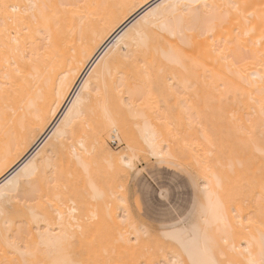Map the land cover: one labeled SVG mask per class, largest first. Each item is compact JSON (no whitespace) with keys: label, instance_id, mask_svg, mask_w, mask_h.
I'll return each instance as SVG.
<instances>
[{"label":"snow or ice","instance_id":"1","mask_svg":"<svg viewBox=\"0 0 264 264\" xmlns=\"http://www.w3.org/2000/svg\"><path fill=\"white\" fill-rule=\"evenodd\" d=\"M101 7L107 6L72 0L0 3V135H10L16 114L14 97L20 89L29 80L41 76L50 80V54L56 51L65 27L71 25L67 30L73 31L78 26L83 32L93 19V10ZM119 7L131 10L136 5ZM161 8L171 10L164 25L169 35L179 36L188 48H199L197 57L174 50L170 63L183 67L187 61L200 65L201 59H206L208 63L222 65L233 78L205 81L203 97L198 85L184 81V94L179 98L182 112L190 121L193 117L200 118V103L207 109L219 106L220 111L227 105L240 103L249 113L258 112L261 117L258 126L253 124L251 115L242 119L237 113L232 114L237 143L245 153H250L248 159H241L235 152L227 159H213V151L207 152L206 158L196 157V167L211 177L215 187L210 191L205 183V202H200L198 196L185 215V210L173 198L172 183L157 169L156 163H146L140 169L141 187L130 198L124 194L123 185L113 189L109 183L113 179L111 174L116 172L114 161L106 160L107 171L100 169L95 146L89 151L83 135L79 141L68 140L72 160L87 175L84 198L78 203L74 196L66 195L72 175L64 171L58 153L49 156L44 165L33 157L18 171L12 168L28 143L18 141L15 152L8 149L0 155V175L4 177L0 187V264H133L123 259L129 253L141 254L139 264H182L165 256L171 254L169 244L182 246V230L153 231L147 222L140 220L145 208L156 218L182 217L177 224L187 223L199 214L204 244L199 254L189 253V264H264V0L255 5L242 0H176L150 7L133 25L141 38L135 53L125 54L123 64L114 70L109 67L103 80L93 83L90 78L86 82L73 109L69 110L79 107L76 120L66 118L68 127L56 135L74 136L77 122L85 129L90 128L85 105L94 99L102 104L105 118L112 120L110 101L114 90L123 108L153 128L152 140L143 156L150 161L155 157L161 165L166 163L169 168L186 171L194 184L203 182L193 171L192 162L185 163L172 151L165 138V133L170 135L172 131L171 113H161L156 107L155 81L164 69L154 70L147 56L151 30L155 27L151 21ZM109 79L113 81L111 85ZM209 144L215 148L211 140ZM129 148L132 157L121 159L119 176L133 168L141 152L132 145ZM220 169L233 175L237 169H247L251 179L245 182L243 191L238 184L228 187ZM257 184L258 197L255 196ZM250 203L252 207H248ZM254 224L258 225V239L249 235L247 246L237 248L232 238L238 230L251 229ZM53 229H58L55 235L59 238L55 250L48 242ZM86 241L89 251L85 256L81 249Z\"/></svg>","mask_w":264,"mask_h":264},{"label":"bare ground","instance_id":"2","mask_svg":"<svg viewBox=\"0 0 264 264\" xmlns=\"http://www.w3.org/2000/svg\"><path fill=\"white\" fill-rule=\"evenodd\" d=\"M28 2L29 0H0V3L3 4H26ZM51 2L59 3L60 0H51ZM72 2L106 5L107 7L93 10V19L83 32L79 31L78 26L77 29L68 31L67 29L71 25L66 26L63 38L56 45V51L50 54L51 59L48 64L50 80L44 76L37 80H29L27 86L22 87L19 94L14 97L15 119L11 123L10 135H0V155H3L8 149L15 152V145L18 141H28L12 165V168L17 171L33 157H37L38 164L44 165L53 153H59L63 147L68 148V140L79 141L82 135L85 137L86 147L89 151L95 146L96 151L108 152V148L104 146L102 127L99 121H93L92 118L95 115L97 118L106 119L102 104L95 99L90 105H85L90 128L85 129L77 122L74 136L62 138L56 133L58 131L62 133L68 127L67 121L76 120V112L79 111V107L72 112L69 110L73 109L86 82L90 78L93 83L97 79L103 80L109 67L114 70L117 65L123 64L125 54L135 53L141 38L138 32L133 29V25L145 12L150 10V7L156 8L157 5L172 4L176 0H72ZM242 2L255 5L260 4L261 0H242ZM133 4L136 7L131 10L127 7H119L120 5ZM170 13V9L161 8L151 21L155 27L151 30L152 40L147 56L148 61L155 57V65L163 68L173 66L176 70L181 68L183 70L181 71L184 72L183 75H187V79L184 81L188 80L194 85H198L199 92L200 90L205 92V81H211L213 78H216L217 82L220 78L231 81L233 78L228 75L222 65L208 63L206 59H201L200 65H193L191 61H187L184 67L170 63L171 57L175 55L174 50H179L191 57H197L199 54V48H188L182 43L179 36L173 38L165 30L164 25L168 21ZM153 31L158 33H153ZM184 81L181 80L182 85ZM109 83L111 85L113 81L109 79ZM113 95L115 96L113 100L111 99L110 108L114 112V117L112 120H106L113 124L115 129L117 127L124 129L126 126L129 133L127 123L118 107L120 98L114 90ZM199 105H203V103ZM139 130L143 141L148 145L152 140L153 130L145 124L141 125ZM115 132L119 137L117 130ZM46 144L47 148L44 150L43 147ZM104 153L106 154V152ZM3 179L4 177L0 175V187H2ZM205 195L204 193L203 202H205ZM56 231L58 229H53L52 234L48 237V242L53 250L59 243V238L55 235ZM254 231L251 230L248 235H243L244 243L235 244L234 237L231 242L237 248L246 247L249 235H254L258 239L257 228ZM88 240L90 241L89 238ZM203 244L204 234L200 226L195 227L188 236L182 234V246L186 252L192 255L199 254ZM84 246L83 255L86 256L89 251L87 241Z\"/></svg>","mask_w":264,"mask_h":264},{"label":"rangeland","instance_id":"3","mask_svg":"<svg viewBox=\"0 0 264 264\" xmlns=\"http://www.w3.org/2000/svg\"><path fill=\"white\" fill-rule=\"evenodd\" d=\"M153 33H158L153 31ZM148 63L153 67L154 70H159L163 67L155 65L156 58L152 57L149 59ZM180 67V66H179ZM184 67V66H183ZM164 72L155 81V94L158 96L156 107L161 113L170 112L173 119V126L171 134L165 133V138L168 141L169 146L172 151L177 153L182 157L185 163L192 162L193 171L198 173V180L203 181L198 184L193 183V178L186 171H181L176 168H169L167 164H159L156 162V158L153 157L151 161L147 156H143V152L147 151V144L143 141L139 127L144 125L143 121L136 120L131 113L128 112L126 108H123L119 104V110L122 117L128 126V131L126 126L123 128L115 127L110 124L106 119L102 117H95L93 115V121H99L100 126L104 132V146L108 148L107 151H96L97 162L100 169L107 171L108 164L106 160L111 159L116 164V172L112 173L113 179L109 182L112 188L115 189L118 185H123L125 189V195L134 198L133 194L137 193V189L141 187V175H138L140 169L145 167L146 163H156V167L162 174L172 183L175 191L173 192V198L180 204L181 209L185 210V215H187V210L192 208L193 202L197 200L199 196L200 202L203 203L204 187L207 183L211 190L215 187V182L211 177H206L200 169H198L194 163L196 157L206 158V153L213 151L215 153V158L227 159L233 152L238 154L241 159H248L250 153H245L237 143V134L235 130V125L233 123L232 114L237 113L240 118L244 119L248 115L252 116L253 124L259 125L260 115L259 113H249L247 107L242 108L240 103H234L232 105H227L220 111L219 106H214L211 109H207L206 106L199 105L201 109L200 118L197 119L193 117L190 121L189 117L182 112V106L179 104V98L184 94V88L181 80L187 79V75H183L184 72L180 68L176 70L173 66L169 68H163ZM182 70V71H181ZM118 83V81H116ZM202 97L206 94L201 92ZM115 95L112 94L111 99L113 100ZM111 102V101H110ZM247 105V101H243ZM150 127V126H149ZM159 127V125H157ZM150 129L153 130L152 127ZM117 130L119 137L116 136ZM259 133H257L258 135ZM209 140L215 145L213 148L209 144ZM68 145V144H67ZM107 145V146H106ZM132 145L135 148L141 150L138 153V159L134 162L133 168L128 169L126 175L119 176V172L122 171L120 167V161L122 156H126L129 159L132 157V152L129 146ZM47 144L43 147L45 150ZM227 149V151H225ZM167 150V149H165ZM79 151V149H78ZM91 151V150H90ZM106 152V154L104 153ZM111 152V153H109ZM63 161L64 171L66 173L70 172L72 179L68 181L71 185L69 193L66 195L74 196L79 203L84 198L87 175L84 173L83 169L78 167L77 163L72 160L70 151L68 148H61L58 153ZM142 157V158H139ZM220 174L225 178L226 185L231 187V185H239L243 191L246 187L245 182L251 177L247 175V169L240 170L237 169L235 175L226 169H220ZM258 182L259 177H254ZM204 185V186H203ZM258 184L255 190V196L258 197ZM158 198V197H154ZM248 207H252L251 203ZM247 209H245L244 218L246 220ZM182 219V217L172 218L171 216L167 218H156L155 215L150 212L147 208L144 209L141 214V222H147L148 226L153 231H171L173 228L181 229L183 234L190 235L195 227L200 226L203 229L202 219L199 214L193 215L187 223L177 224V220ZM258 227L254 224L251 229L245 228L241 229L234 236L235 244L244 243V236L248 235L251 230ZM246 232V233H242ZM255 232V231H254ZM92 235H95L93 233ZM91 240V236H89ZM100 243V238L97 239V245ZM169 254H165L166 259L169 260H180L182 264H189L191 259L188 252L185 251L183 246L177 244H169ZM85 246L83 245L81 251L84 253ZM123 259L132 261L133 264H139L142 259L139 253H129L124 256Z\"/></svg>","mask_w":264,"mask_h":264}]
</instances>
